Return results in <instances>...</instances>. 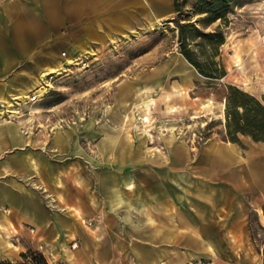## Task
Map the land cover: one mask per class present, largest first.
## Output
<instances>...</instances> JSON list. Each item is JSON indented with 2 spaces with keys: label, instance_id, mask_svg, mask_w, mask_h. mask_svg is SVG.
Returning <instances> with one entry per match:
<instances>
[{
  "label": "rangeland",
  "instance_id": "374dc122",
  "mask_svg": "<svg viewBox=\"0 0 264 264\" xmlns=\"http://www.w3.org/2000/svg\"><path fill=\"white\" fill-rule=\"evenodd\" d=\"M196 1L186 0L184 4L185 14L192 20L205 14L194 13L192 6ZM174 3L175 0H108L96 6L92 0L82 4L72 0H0V87L6 88L9 97L11 91L38 78L42 66L54 64L60 56L74 57L73 62L43 79L45 93L41 97L31 90L29 95L36 97L34 100L29 97L24 101L17 95L11 99L12 107L6 101L0 104V122L5 121L7 109L17 108L23 114L21 120L15 115L9 119L22 121L34 133L28 144L0 140V187L5 189L4 197L16 196L29 205L39 200L50 213L79 211L77 217L83 224L89 217H101L108 205L99 191L97 171L107 166L94 164L84 154L74 152V144L77 142L99 160V124L124 119V130L129 135H137L136 129L147 130V151L161 147L168 154L166 162L161 154L157 160L144 163L129 160L122 170L133 177L132 188L125 189L129 198L142 199L151 207L159 200L161 212H155L159 234L169 231L168 211L174 213L181 205L201 206L202 216L197 217L195 228L203 245L193 251L185 264H264V221L260 215L264 212V188L256 191L247 186L242 191L237 181L226 179L225 171L210 175L207 165L200 166L196 161L217 144L231 141L226 135L230 84L264 99V0L231 3L229 24L223 26L225 41L214 57L227 70L223 77L203 75L181 52ZM119 11L126 13L119 17ZM17 23L22 25V32ZM219 23L218 19L200 25L212 30ZM89 28L112 36L104 41L89 39L86 44L92 50L75 53L85 43L80 40H86ZM185 71H190L192 88L182 101L170 102L171 97L166 95L173 83L184 87L189 84L180 75ZM153 72H160L164 78L146 82L144 76ZM67 129L70 135L63 141L53 138L56 131ZM164 134L176 135L175 141L182 138L191 159L186 168L172 167L171 150L161 137ZM252 139L239 133V140L233 141L245 163L251 160L249 152L255 144ZM44 143L49 151L42 149ZM254 162L264 168V159ZM166 166L171 167V173H164ZM180 170L189 171L192 182L182 180ZM180 183L189 188L190 204L175 198L181 192ZM202 184L214 186L219 197L213 210L198 192V188L205 190ZM120 186L127 187L123 183ZM164 191L170 199L167 206L161 201ZM50 196L56 198L55 206L49 203ZM11 205L13 211L3 231L21 251L0 261L24 262L23 252L34 261L39 259L37 254L43 253L49 261L37 246L36 226L16 218L18 204L12 200ZM84 206L95 211H86ZM90 231L96 235L100 228ZM123 233L124 253L106 254L107 259L101 264H140L134 249L160 252L173 246L162 239L133 237L126 224ZM177 248L186 250L176 245ZM65 251L74 264L76 255L69 245H65ZM54 259L49 263L57 264Z\"/></svg>",
  "mask_w": 264,
  "mask_h": 264
},
{
  "label": "crops",
  "instance_id": "0c3cea01",
  "mask_svg": "<svg viewBox=\"0 0 264 264\" xmlns=\"http://www.w3.org/2000/svg\"><path fill=\"white\" fill-rule=\"evenodd\" d=\"M72 1L76 4H82L84 2V0ZM104 1L108 0H92V4L98 6ZM125 13V11H119L117 14L119 17H123ZM16 27L19 32H22L23 27L20 23H17ZM86 34V40H80L81 43L83 41L85 43L80 44L79 49L75 53L80 54L85 51H90V49L92 50L90 45L86 44L89 39H93V41H104L112 36L111 34H104L92 28L87 29ZM70 58L74 59L73 55L60 56L54 64L42 66L39 70L38 78L31 80L24 87L11 91V97L7 94L6 88L3 89L0 87V104L6 101L8 106L14 105L11 99H15L17 95H20V91L27 89L33 82L36 86H43V79H47L57 68H61L70 63ZM179 69L181 70V66ZM43 73H46L44 78L41 76ZM180 75L183 79L188 80L189 84L184 87L179 83H173L166 95L167 97H171L170 102L182 101L186 93H188V90L192 88L193 80L190 71L182 72ZM162 78L164 77L160 72H153L144 76L146 82H157V80ZM224 107L225 101L222 102V108ZM7 110L21 111L17 108H9ZM194 116H197V114ZM4 119L5 121L0 122V140H7L13 144H28L31 141L30 139H32L34 133L22 121L14 122L9 117ZM19 119L21 120V117ZM98 132L100 133V140L96 146V152L98 153L99 160L93 157L77 142L74 144V152L84 154L94 164L107 166L98 169L97 180L99 191L108 205V210L106 211L108 215L105 212L101 217H89L86 224H83L77 217V215H80L79 211L76 214L60 213L57 210L50 213L46 205L39 200L29 205V203L24 204V202H21L16 196L12 198L10 196L4 197L6 193L5 189L0 187V258L10 259L21 251L16 249L17 245L8 238V233L3 231L4 226L7 225L6 220L8 215L13 211V208H10L12 207V200L18 204L16 206V218L21 217L23 223L25 222L36 226L35 230L38 233L37 246L50 258L49 261H51V258H55L54 261L56 260L57 264H71V261L66 255L65 245H69L75 253L74 255H76L74 264H101V262L106 261V254L118 255L124 253L125 241L123 232L125 224L127 229L132 232L133 237L135 235L148 236L150 240L162 239L171 242L173 245L168 250L165 248L160 252L154 249H134L140 264H185L188 262L190 256L193 255V251H196V249H199L203 245V239L198 229L195 228L197 217L202 216L201 206L199 204H196L193 208H190L189 205H181L176 208L174 213L168 211L169 231H164L160 235L158 219L155 214L156 211L161 212L159 200L157 199L156 203L151 207L144 200L138 199L134 201L126 194L125 189H130L133 186L132 174L129 173L126 175L122 172L127 161L134 160L135 163H144L148 159L157 160L158 154H161L164 158L163 161L166 162L165 159L168 157L167 152L161 149V147H156L151 151L145 149L147 130L136 129L137 135H129L124 130V119H116L110 121V123L101 122L98 126ZM68 135H70V130L67 129L58 130L52 136L57 140L63 141ZM161 137L171 150L172 167L179 165L181 168H186L189 162H191V159L188 150L184 148L182 138L180 137L175 141L176 135L165 136L164 134ZM254 143L249 152L251 160L248 163L243 161L244 156L237 144L230 141L217 144L207 156L196 161H198L200 166L207 165L206 168L209 170L210 175L225 171L226 179L231 182L237 181L242 191H245L247 186H253L256 191L263 190L264 168L254 161L255 159H264V142L254 141ZM42 149L49 151L45 143L42 144ZM166 170H170L171 173L172 169L166 166L164 167V173H166ZM191 171L196 172L197 170L191 169ZM178 175L185 182H192L189 171L180 170L178 171ZM121 183L127 187L122 188L120 186ZM202 185L205 187L207 195L203 189L201 191L198 188V192L209 203L210 210H213L219 202V197L213 191L214 186ZM32 186L35 188L39 187L36 183H32ZM180 189V194L175 198L178 201L185 199L189 203V188L180 183ZM55 200V197L50 196L48 201L52 206H55ZM168 200H170L168 199V193L164 191L163 195H161V201L167 206ZM6 204L9 207H6ZM91 206H84L83 208L87 209L86 211L90 209L93 213L95 210ZM260 215L264 221V212L261 211ZM88 228L93 231L99 230L100 228V231L95 235ZM184 229L189 230L183 231ZM175 230H178L179 233L175 234ZM176 245L185 247L186 250L181 251L178 248L176 249ZM131 247L132 249L135 248L134 245H131Z\"/></svg>",
  "mask_w": 264,
  "mask_h": 264
},
{
  "label": "trees",
  "instance_id": "16d2710c",
  "mask_svg": "<svg viewBox=\"0 0 264 264\" xmlns=\"http://www.w3.org/2000/svg\"><path fill=\"white\" fill-rule=\"evenodd\" d=\"M233 1L197 0L192 10L194 13L205 14L192 20L188 14H185L186 0H175L180 50L207 77H223L227 73L223 63L214 57L219 53V48L225 41L223 26L229 24L228 13ZM218 19L220 23L212 30H205L201 27V25L211 24ZM239 133L250 135L256 142L264 141V99L261 100L230 84L226 97V135L231 140L230 142H233L239 140ZM37 255L39 259L34 261L23 252L24 262H6V264H50L43 253ZM0 264H5V262L0 261Z\"/></svg>",
  "mask_w": 264,
  "mask_h": 264
},
{
  "label": "bare ground",
  "instance_id": "6f19581e",
  "mask_svg": "<svg viewBox=\"0 0 264 264\" xmlns=\"http://www.w3.org/2000/svg\"><path fill=\"white\" fill-rule=\"evenodd\" d=\"M70 62H73L74 61V59L73 58H70V60H69ZM45 75H46V73H43V74H41V76L44 78L45 77ZM37 89V90H36ZM31 90H36V92H38L39 94H38V96L39 97H41L42 95H44V93H45V90H44V87L43 86H36L35 85V83L33 82L27 89H25V90H22V91H20V95H19V97L20 98H22L24 101H27L28 100V98L29 99H31L32 97L29 95V91H31ZM3 111H2V109L0 108V113H2ZM32 112V111H31ZM21 113H19V111H8V112H5V114L4 115H7V117H10V116H12V115H15V116H17V117H22V115H20ZM139 120H141V118H139ZM142 122H143V120H142Z\"/></svg>",
  "mask_w": 264,
  "mask_h": 264
},
{
  "label": "built area",
  "instance_id": "2783aa9c",
  "mask_svg": "<svg viewBox=\"0 0 264 264\" xmlns=\"http://www.w3.org/2000/svg\"><path fill=\"white\" fill-rule=\"evenodd\" d=\"M36 97H32L31 99L34 100Z\"/></svg>",
  "mask_w": 264,
  "mask_h": 264
}]
</instances>
